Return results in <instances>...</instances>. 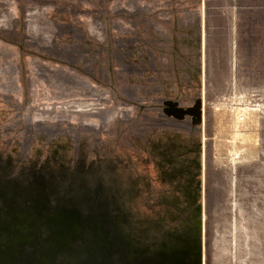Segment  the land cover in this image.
<instances>
[{
    "label": "rangeland",
    "instance_id": "374dc122",
    "mask_svg": "<svg viewBox=\"0 0 264 264\" xmlns=\"http://www.w3.org/2000/svg\"><path fill=\"white\" fill-rule=\"evenodd\" d=\"M262 103L264 0H0V264H264Z\"/></svg>",
    "mask_w": 264,
    "mask_h": 264
},
{
    "label": "water",
    "instance_id": "95a60500",
    "mask_svg": "<svg viewBox=\"0 0 264 264\" xmlns=\"http://www.w3.org/2000/svg\"><path fill=\"white\" fill-rule=\"evenodd\" d=\"M200 106L201 104L199 100H195L193 107L186 109L176 107L175 104H169V107L176 118H180L184 115H190L192 117V125H198L201 121Z\"/></svg>",
    "mask_w": 264,
    "mask_h": 264
},
{
    "label": "bare ground",
    "instance_id": "6f19581e",
    "mask_svg": "<svg viewBox=\"0 0 264 264\" xmlns=\"http://www.w3.org/2000/svg\"><path fill=\"white\" fill-rule=\"evenodd\" d=\"M262 107L264 108V103H262ZM262 111H263V109H261ZM261 111V112H262ZM259 117V116H258ZM260 118H262L263 119V113H262V115L260 116Z\"/></svg>",
    "mask_w": 264,
    "mask_h": 264
},
{
    "label": "flooded vegetation",
    "instance_id": "af4514ba",
    "mask_svg": "<svg viewBox=\"0 0 264 264\" xmlns=\"http://www.w3.org/2000/svg\"><path fill=\"white\" fill-rule=\"evenodd\" d=\"M89 262H91L92 264H95L94 260H92V259H90ZM91 263H90V264H91Z\"/></svg>",
    "mask_w": 264,
    "mask_h": 264
}]
</instances>
